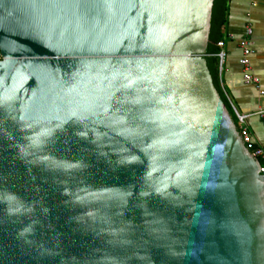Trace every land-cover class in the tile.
Masks as SVG:
<instances>
[{"label": "water", "instance_id": "1", "mask_svg": "<svg viewBox=\"0 0 264 264\" xmlns=\"http://www.w3.org/2000/svg\"><path fill=\"white\" fill-rule=\"evenodd\" d=\"M213 1L0 0V264H264Z\"/></svg>", "mask_w": 264, "mask_h": 264}, {"label": "crops", "instance_id": "2", "mask_svg": "<svg viewBox=\"0 0 264 264\" xmlns=\"http://www.w3.org/2000/svg\"><path fill=\"white\" fill-rule=\"evenodd\" d=\"M248 27L254 42L253 71L261 79L260 88L246 83L241 65L240 41L247 37ZM223 32L227 64L222 87L233 108L252 114L248 127L256 143L264 149V0H229Z\"/></svg>", "mask_w": 264, "mask_h": 264}, {"label": "built area", "instance_id": "3", "mask_svg": "<svg viewBox=\"0 0 264 264\" xmlns=\"http://www.w3.org/2000/svg\"><path fill=\"white\" fill-rule=\"evenodd\" d=\"M252 34V30L250 27L247 28V37L242 39L240 41V47H242L243 50V56L241 58V65L244 68V72H245V81L247 84H254L256 85L258 88L261 87V79L256 76L254 74L253 71V62H252V56L254 54V50H253V46H254V42L252 40V38H250ZM220 51L219 53L216 55V57L219 59V69H220V78H221V83L223 84V74L226 68V64H227V52L225 50V42L221 41L220 43ZM238 121L240 123L241 129L240 132L245 140V143L249 149V151L253 154V157L256 161H263L264 162V149L261 148L255 141L249 127H248V123L249 120L252 118V114H243L241 112H238L235 108H234ZM260 171L262 173L261 176L264 177V164L260 165Z\"/></svg>", "mask_w": 264, "mask_h": 264}, {"label": "trees", "instance_id": "4", "mask_svg": "<svg viewBox=\"0 0 264 264\" xmlns=\"http://www.w3.org/2000/svg\"><path fill=\"white\" fill-rule=\"evenodd\" d=\"M229 0H214L211 9V18H210V30L208 36V44L205 53L206 66L209 71V74L212 76L214 87L217 88L220 93L222 100L227 105L232 118L234 120L237 128L241 129L240 123L238 121L236 112L227 98L224 89L222 87L221 78H220V69L218 68V59L216 55L219 53L220 48L218 44L221 41H224V32L223 28L227 23V11H228ZM0 56V61H1ZM260 165H263V161H259Z\"/></svg>", "mask_w": 264, "mask_h": 264}]
</instances>
